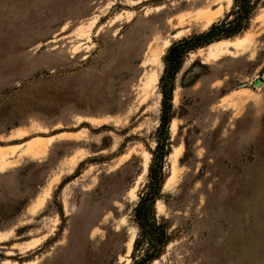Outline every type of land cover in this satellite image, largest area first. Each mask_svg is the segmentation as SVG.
<instances>
[{
  "label": "rangeland",
  "instance_id": "rangeland-1",
  "mask_svg": "<svg viewBox=\"0 0 264 264\" xmlns=\"http://www.w3.org/2000/svg\"><path fill=\"white\" fill-rule=\"evenodd\" d=\"M232 5L0 0V264H130L144 251L134 254V208L149 182L165 56ZM244 34L247 49L210 56ZM211 43L187 51L175 75L155 202L170 240L150 264H264V81L254 85L264 6Z\"/></svg>",
  "mask_w": 264,
  "mask_h": 264
},
{
  "label": "trees",
  "instance_id": "trees-1",
  "mask_svg": "<svg viewBox=\"0 0 264 264\" xmlns=\"http://www.w3.org/2000/svg\"><path fill=\"white\" fill-rule=\"evenodd\" d=\"M260 6H264V0H233L232 8L225 18L211 24L206 31L193 34L169 47L165 56L166 70L160 78L162 108L160 124L157 128L156 145L152 151L153 159L149 166V182L134 208L135 220L141 229L140 237L136 238L134 243V254L140 246H146L141 254L133 256V261L130 264H150L160 255L170 240L167 226L157 220L155 202L160 196L164 183V158L170 150L169 127L173 116L171 100L174 79L181 67L185 53L214 40L229 38L242 32L249 26Z\"/></svg>",
  "mask_w": 264,
  "mask_h": 264
},
{
  "label": "bare ground",
  "instance_id": "bare-ground-1",
  "mask_svg": "<svg viewBox=\"0 0 264 264\" xmlns=\"http://www.w3.org/2000/svg\"><path fill=\"white\" fill-rule=\"evenodd\" d=\"M253 41H254V36L253 35L252 36L251 35H247V34H244V35H242L240 37H235L233 39H226V40L216 41V42H219V45L218 46L217 45L216 46L213 45L211 47V51L210 52H211L212 55H210V56L218 55L220 52L224 53L222 51H227V50H231V49H234V50L247 49ZM212 44H214V43H211L209 46H211ZM162 52H163V50H161V49L156 52V56L154 58V62L157 63V64H156V66L154 68V71L151 72V75L149 74L150 77H149V80L147 79L148 81H146V86H149V87L153 86L154 83H156V81L159 78V70H161V68H162V60L160 58V54ZM21 134H24V132L20 133V135ZM30 149H31L32 152H36L37 153L38 151H41L42 147H40L39 145H36V144H32ZM1 158H3V154L2 153H0V159ZM75 164H76L75 159H72L70 161V168H72ZM4 235H5L4 232L0 231V238H3Z\"/></svg>",
  "mask_w": 264,
  "mask_h": 264
},
{
  "label": "water",
  "instance_id": "water-1",
  "mask_svg": "<svg viewBox=\"0 0 264 264\" xmlns=\"http://www.w3.org/2000/svg\"><path fill=\"white\" fill-rule=\"evenodd\" d=\"M264 81V71L262 73V76L254 80V85L260 86Z\"/></svg>",
  "mask_w": 264,
  "mask_h": 264
}]
</instances>
